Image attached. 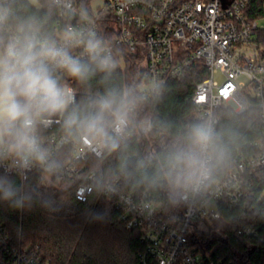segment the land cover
I'll use <instances>...</instances> for the list:
<instances>
[{
    "label": "built area",
    "instance_id": "2783aa9c",
    "mask_svg": "<svg viewBox=\"0 0 264 264\" xmlns=\"http://www.w3.org/2000/svg\"><path fill=\"white\" fill-rule=\"evenodd\" d=\"M47 3L55 16L49 30L38 29L40 35L85 60L77 38L101 39L116 63L137 70L141 100L160 93L169 81L179 79L197 63L206 73L192 97L195 118L211 122L216 131L221 121L218 110L228 108L244 115L256 106L261 137L253 144L257 151L250 156L240 153L222 181L213 183L212 172L198 191L183 190L170 207L156 202L147 191H128L119 177L101 178L97 169H91L90 159L104 158L107 142L58 131L63 115L51 117L38 130L49 153L48 167L20 170L4 160L0 172L18 176L24 186L39 170L44 180L50 175L60 184L77 181L75 197L79 201L106 197L120 220L139 233V264H241L239 259L226 260L216 252L217 245L203 241L200 232L223 233L233 227L219 202L225 199L232 206H241L247 197L245 189L264 169V0H104L95 8L92 0H39L37 5L29 0H0L12 12L11 30L25 23L29 6L42 10ZM259 9L262 15L253 16ZM57 75L78 98L70 77L63 72ZM152 128V119L136 127L132 123L119 139H130L133 130L148 134ZM67 148L72 149L70 154L65 153ZM256 216L237 228L238 235L251 238L250 250L264 249V206ZM0 245L9 264H53L39 246H14L1 220Z\"/></svg>",
    "mask_w": 264,
    "mask_h": 264
},
{
    "label": "trees",
    "instance_id": "16d2710c",
    "mask_svg": "<svg viewBox=\"0 0 264 264\" xmlns=\"http://www.w3.org/2000/svg\"><path fill=\"white\" fill-rule=\"evenodd\" d=\"M255 6L262 8L261 3H255ZM262 13L263 10L259 9L253 16ZM54 16L55 12L48 3L42 10L29 6L24 22L34 24L43 32L51 28ZM136 71L134 67L123 68L116 63L115 70L107 76L97 72L87 82L69 78L78 91L77 101L95 98L107 88L114 87L139 98L133 121L135 127L152 119L153 128L148 134L133 130L130 139H118L104 158H91L90 167L97 169L101 178L119 177L128 191H147L156 202L170 207L184 189L173 187L166 179L167 156L175 147L186 144L187 129L200 122L195 118L192 97L206 72L199 70L195 63L182 77L169 81L160 93L141 100L136 89ZM218 114L221 118L216 129L219 150L215 157L213 183L226 177L240 153L250 156L257 151L253 144L262 133L256 106L244 115H237L228 108L218 110ZM57 130L82 134L79 130L68 132L64 124ZM71 151L67 148L65 153ZM133 155L138 157V165L124 172L125 160ZM9 176L22 193L30 196L19 210L0 200V220L14 246H39L53 264H139L138 253L142 250L139 233L120 220L112 201L100 196L86 202L79 201L75 197L77 181L45 183L39 170L24 186L18 176ZM254 180L245 189L247 197L241 206H232L225 199L219 202L222 214L233 222V227L223 233L200 232L203 241L217 245L216 252L226 260L239 259L241 264H264V249L250 250L251 238L237 233L238 226L251 223L264 206V169ZM97 212L106 217L103 222L90 221L91 214ZM0 264H9L8 254L1 245Z\"/></svg>",
    "mask_w": 264,
    "mask_h": 264
},
{
    "label": "clouds",
    "instance_id": "9594fccd",
    "mask_svg": "<svg viewBox=\"0 0 264 264\" xmlns=\"http://www.w3.org/2000/svg\"><path fill=\"white\" fill-rule=\"evenodd\" d=\"M11 16V10L0 5V161H11L20 170L34 165L48 167L49 153L38 130L57 115H63L68 132L79 130L115 147L134 121L139 98L109 87L95 98L77 101L74 90L57 75L63 72L81 82L97 72L110 75L116 61L102 40L95 36L77 38L87 56L81 59L67 47L41 36L34 24L21 23L11 30ZM185 135L186 144L167 156L166 179L175 188L195 192L213 172L219 138L209 121L194 123ZM0 200L17 210L30 200L7 170L0 173ZM105 218L97 212L89 219L103 222Z\"/></svg>",
    "mask_w": 264,
    "mask_h": 264
},
{
    "label": "water",
    "instance_id": "95a60500",
    "mask_svg": "<svg viewBox=\"0 0 264 264\" xmlns=\"http://www.w3.org/2000/svg\"><path fill=\"white\" fill-rule=\"evenodd\" d=\"M112 144L108 143L105 146V152H109L112 149ZM138 165V157L136 155L128 157L123 164V171L127 172Z\"/></svg>",
    "mask_w": 264,
    "mask_h": 264
},
{
    "label": "rangeland",
    "instance_id": "374dc122",
    "mask_svg": "<svg viewBox=\"0 0 264 264\" xmlns=\"http://www.w3.org/2000/svg\"><path fill=\"white\" fill-rule=\"evenodd\" d=\"M32 4H35L37 5L39 3V0H29ZM104 2V0H92V6L95 8L99 5H101L102 3ZM264 22V20H263ZM221 77V76H220ZM46 179L44 180L45 183H49V182H52L51 180V176L48 175L45 177Z\"/></svg>",
    "mask_w": 264,
    "mask_h": 264
}]
</instances>
